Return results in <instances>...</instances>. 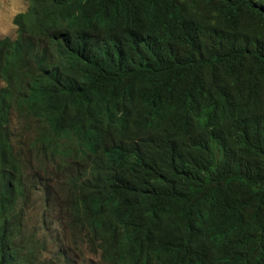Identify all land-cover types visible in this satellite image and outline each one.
<instances>
[{
  "label": "trees",
  "instance_id": "trees-1",
  "mask_svg": "<svg viewBox=\"0 0 264 264\" xmlns=\"http://www.w3.org/2000/svg\"><path fill=\"white\" fill-rule=\"evenodd\" d=\"M27 1L0 264H264V0Z\"/></svg>",
  "mask_w": 264,
  "mask_h": 264
},
{
  "label": "rangeland",
  "instance_id": "rangeland-1",
  "mask_svg": "<svg viewBox=\"0 0 264 264\" xmlns=\"http://www.w3.org/2000/svg\"><path fill=\"white\" fill-rule=\"evenodd\" d=\"M29 2L27 0H0V39L3 37H14L16 35V26L13 23L14 16L27 9ZM3 82L0 78V86ZM28 224L35 221V212L28 213ZM49 258V255L47 254Z\"/></svg>",
  "mask_w": 264,
  "mask_h": 264
},
{
  "label": "clouds",
  "instance_id": "clouds-1",
  "mask_svg": "<svg viewBox=\"0 0 264 264\" xmlns=\"http://www.w3.org/2000/svg\"><path fill=\"white\" fill-rule=\"evenodd\" d=\"M25 11V10H24ZM20 13V12H19ZM13 23H14V21H13ZM14 25L16 26V29H17V25L14 23ZM15 37V36H14ZM14 37H9V38H14ZM3 38H5V37H3ZM2 39V38H1ZM49 264V263H48Z\"/></svg>",
  "mask_w": 264,
  "mask_h": 264
}]
</instances>
